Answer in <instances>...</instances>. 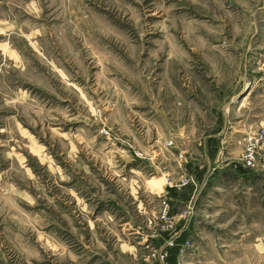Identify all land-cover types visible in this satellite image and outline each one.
<instances>
[{"label": "rangeland", "instance_id": "obj_1", "mask_svg": "<svg viewBox=\"0 0 264 264\" xmlns=\"http://www.w3.org/2000/svg\"><path fill=\"white\" fill-rule=\"evenodd\" d=\"M254 81L244 133L264 0H0V264H264V169L185 143Z\"/></svg>", "mask_w": 264, "mask_h": 264}, {"label": "crops", "instance_id": "obj_2", "mask_svg": "<svg viewBox=\"0 0 264 264\" xmlns=\"http://www.w3.org/2000/svg\"><path fill=\"white\" fill-rule=\"evenodd\" d=\"M256 87L257 86H255V81L251 85L244 82L241 90H228L229 95H231L227 100H224L223 98L221 102H219V104L216 106V109L218 110H216L217 116L215 117V121H213L208 126L205 125L208 130L203 133V135L197 137V134L194 132L193 129L195 128V124L192 123L189 125V127L191 128L190 133L192 135H188L186 138V149L188 148L187 146H190L192 143H197L199 149L197 151L195 150V152L204 159L205 164L210 162L211 160H214L215 158H218V156L223 152V149L225 147L227 148V146L232 147L231 150L233 153H235V157L239 158L243 147L242 137L246 133H244V131L248 127H251L253 125L250 122L249 112L244 111L243 107L247 103L246 101L248 99V95L251 93L252 90H255ZM218 93L222 94L223 90H219ZM199 124L200 123L197 124V127L199 126ZM224 127L232 128L233 131L226 132ZM252 129L254 128H251L249 130ZM188 149L191 150V148ZM191 154L192 153L190 152V157ZM191 158L195 159L193 157ZM197 168L198 170L196 172H193L192 170L190 174L192 173V175L194 174L196 175V177L199 175H203L200 166L196 167V169ZM191 191L192 190L190 189V187H186L184 189L174 192L169 191L168 195L172 202L182 203L188 200Z\"/></svg>", "mask_w": 264, "mask_h": 264}, {"label": "built area", "instance_id": "obj_3", "mask_svg": "<svg viewBox=\"0 0 264 264\" xmlns=\"http://www.w3.org/2000/svg\"><path fill=\"white\" fill-rule=\"evenodd\" d=\"M172 145L173 142H168ZM241 159L248 168L264 169V128L258 130H249L243 137V147ZM193 183L192 177L183 175L175 183L178 188L185 187ZM171 184V182H169Z\"/></svg>", "mask_w": 264, "mask_h": 264}]
</instances>
